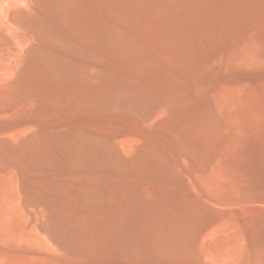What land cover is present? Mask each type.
Listing matches in <instances>:
<instances>
[{
	"label": "rangeland",
	"instance_id": "1",
	"mask_svg": "<svg viewBox=\"0 0 264 264\" xmlns=\"http://www.w3.org/2000/svg\"><path fill=\"white\" fill-rule=\"evenodd\" d=\"M108 1L74 6L83 38L62 29L88 51L71 78L1 4L0 166L19 177L0 169V264H264V0H147L126 57L99 45ZM12 2L36 22L52 6ZM22 188L73 233L71 258L4 228Z\"/></svg>",
	"mask_w": 264,
	"mask_h": 264
},
{
	"label": "bare ground",
	"instance_id": "2",
	"mask_svg": "<svg viewBox=\"0 0 264 264\" xmlns=\"http://www.w3.org/2000/svg\"><path fill=\"white\" fill-rule=\"evenodd\" d=\"M83 1L84 0H52V6L47 11V18L40 22H36L35 20L32 21L31 19H33V16L30 14L31 12L26 14L27 11L19 8L18 4H14L12 0H0V7L4 2L8 5L6 12L3 9V13H6V15L3 13V15L1 14L2 17H5L7 23L17 25L18 27L21 22L19 19H21L24 15L25 18L23 17V19H26L27 21L28 18V23L32 26L36 37L55 44L58 49V53L55 55L56 65H54L52 69L71 78L88 74V61L83 59V57L88 55V51L85 48H82L77 42L65 37L62 34V29L72 26V29L75 30V32H73L75 36L83 38V35L78 27L79 22L77 21V13L74 10V6L76 4L81 5V2ZM32 3L34 2L32 1ZM35 3L37 8L43 9L40 3ZM107 5H105V10L103 12V22L108 25L109 30L106 35L100 39L99 45H102L103 49L107 50L109 53L126 57L127 51H125V46L127 43L131 45V48L140 43L136 41V39L132 36V33L141 30L143 26L149 22L148 7L151 4H147V0H111ZM33 6L36 7L35 4ZM29 14L31 16H29ZM2 39L5 42L6 39L3 37ZM2 39L0 40V46L3 47ZM186 49H189L188 45L186 46ZM95 58L102 62V56H95ZM98 72L100 74H104V68L99 67ZM10 83L11 81L8 84L11 85L12 83ZM29 99V105L31 107L39 104L38 102H40L38 95H32ZM25 137L26 135L15 136L11 139V141L17 144ZM113 153V148H110V154ZM0 169L9 171L11 175L19 177L18 170L15 167L6 166L4 162H2ZM31 195L30 192L24 188H22V190H18L16 206L13 207L12 210H9V214H7L8 218L5 221L6 223L2 221L6 224H3L4 228L6 227L9 229L10 234H13L12 236L18 237L17 239L19 242L21 241L23 245L28 244V246L35 251L44 250L46 252L48 247L53 248L52 245H55V247L60 251H58V249L56 250L60 253L62 252L61 254L65 257L71 256L70 254H72V252L77 251L75 236L72 232L70 233L64 228L56 213L50 206L44 204V202L41 204V201L37 200L36 201L40 203L34 201L35 204H32L31 199L33 198ZM199 197L197 195V198ZM43 200L44 199H42V201ZM124 245L125 244L123 243L119 244L118 249L121 250ZM44 248L47 249L45 250ZM43 258L35 255L31 258L32 260L29 262H32L29 264H97L89 260L72 263L73 261L64 260L63 258L61 262L56 263L51 261V258H49V260Z\"/></svg>",
	"mask_w": 264,
	"mask_h": 264
}]
</instances>
